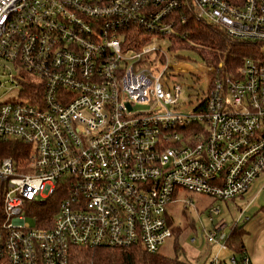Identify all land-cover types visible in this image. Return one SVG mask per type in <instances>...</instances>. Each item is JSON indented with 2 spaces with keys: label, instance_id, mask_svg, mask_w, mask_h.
<instances>
[{
  "label": "built area",
  "instance_id": "1",
  "mask_svg": "<svg viewBox=\"0 0 264 264\" xmlns=\"http://www.w3.org/2000/svg\"><path fill=\"white\" fill-rule=\"evenodd\" d=\"M186 11L264 45V0H0V143L23 146L0 156V264L155 253L177 194L226 202L264 175V60L235 73L182 61L171 40ZM249 219L240 208L234 225ZM224 228L205 230L217 251L203 264H252L245 248L218 254Z\"/></svg>",
  "mask_w": 264,
  "mask_h": 264
},
{
  "label": "trees",
  "instance_id": "2",
  "mask_svg": "<svg viewBox=\"0 0 264 264\" xmlns=\"http://www.w3.org/2000/svg\"><path fill=\"white\" fill-rule=\"evenodd\" d=\"M177 37L171 44L179 47L174 50H190L197 53L207 64L224 65L230 73H235L245 58L264 60V45L246 40L229 37L224 30L197 18L191 11H186L185 22L177 25ZM184 34V35H182ZM172 49V50H173ZM23 146L16 140L0 143V156L17 157ZM243 198V196L241 197ZM235 200V199H234ZM43 204L45 207L36 209L39 220L51 218L56 211L57 199ZM264 209V205L262 206ZM172 229L171 218L168 219ZM233 224L229 229L227 239L230 249L240 253L244 247V225ZM47 227L48 225L42 224ZM158 252V251H157ZM147 253L141 246L128 248L99 246L94 248L73 247L68 264H181L182 261L175 257H165L159 253ZM186 263V262H183Z\"/></svg>",
  "mask_w": 264,
  "mask_h": 264
},
{
  "label": "rangeland",
  "instance_id": "3",
  "mask_svg": "<svg viewBox=\"0 0 264 264\" xmlns=\"http://www.w3.org/2000/svg\"><path fill=\"white\" fill-rule=\"evenodd\" d=\"M173 40H171V44H173ZM167 46L168 43L163 45L165 48ZM177 47L179 46L174 43L173 48ZM173 48H171V51H176L182 61L190 66L198 68L199 65L203 66L205 64V61L197 53L190 50H174ZM174 62L176 63L177 60L175 59ZM187 80L188 83H191L190 79ZM181 82L185 84L183 79ZM3 91L4 89L0 88V95ZM189 93L194 94L185 89L181 97L184 98ZM263 183L264 175L262 174L251 183L243 198L239 197L226 202L213 200L207 195L189 191L184 194L181 192V195L177 194L176 200L168 208V214L173 224L172 235L160 246L157 253L165 257H177L182 261L181 264H203L209 255L217 251V246L210 244L205 239V230H210L220 223H225L224 231L228 232L238 219L240 208L243 209L244 216H251L252 218L264 212L262 210L264 205ZM183 195L191 197L193 206L184 204ZM212 207L218 208L219 212L212 214L211 220L210 209ZM28 221L30 226H34L32 220L28 219ZM258 223V235L256 233H251V235L256 236L258 248H261L263 245L259 241L264 237V215L261 220L258 219ZM260 235L262 237L259 238ZM227 253L229 251L225 249L218 252L219 255Z\"/></svg>",
  "mask_w": 264,
  "mask_h": 264
},
{
  "label": "crops",
  "instance_id": "4",
  "mask_svg": "<svg viewBox=\"0 0 264 264\" xmlns=\"http://www.w3.org/2000/svg\"><path fill=\"white\" fill-rule=\"evenodd\" d=\"M264 210V209H262ZM264 212L261 214L255 215L253 218L250 216L249 221H247L243 226L244 228V247L245 250L249 253V257L252 264H264V237L259 241L263 246L258 248L257 239L255 235H251V233H258V219L263 217ZM263 234V233H262ZM258 235V234H257ZM262 237L261 235L259 238ZM230 252H234L232 249ZM229 253L225 254L228 255Z\"/></svg>",
  "mask_w": 264,
  "mask_h": 264
}]
</instances>
